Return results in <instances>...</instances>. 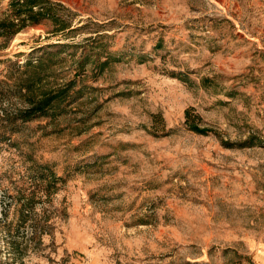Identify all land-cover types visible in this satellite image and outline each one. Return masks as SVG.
<instances>
[{
    "label": "rangeland",
    "instance_id": "rangeland-1",
    "mask_svg": "<svg viewBox=\"0 0 264 264\" xmlns=\"http://www.w3.org/2000/svg\"><path fill=\"white\" fill-rule=\"evenodd\" d=\"M51 1L0 45V264H264V0Z\"/></svg>",
    "mask_w": 264,
    "mask_h": 264
},
{
    "label": "trees",
    "instance_id": "trees-1",
    "mask_svg": "<svg viewBox=\"0 0 264 264\" xmlns=\"http://www.w3.org/2000/svg\"><path fill=\"white\" fill-rule=\"evenodd\" d=\"M10 5L15 6L13 17L0 19L1 44L11 39L13 35L30 24H37L42 19L48 18L55 24H59L58 30H64L68 26L62 25L60 17L54 12L55 3L51 0H11ZM68 88H58L42 93L41 97L30 101V106L23 110L21 117L25 120L32 119L39 115L47 114L49 109L54 108V104H59L66 98ZM64 102V101H63ZM68 103L64 104L66 106ZM186 122L190 129L204 133L206 129H201L194 122V117L190 119L189 111H185ZM5 240L12 245V241L5 235Z\"/></svg>",
    "mask_w": 264,
    "mask_h": 264
}]
</instances>
